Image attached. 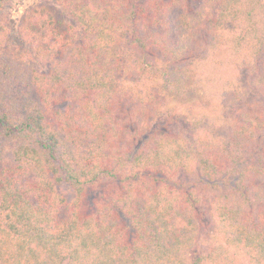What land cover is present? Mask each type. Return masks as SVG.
<instances>
[{
	"label": "trees",
	"instance_id": "obj_1",
	"mask_svg": "<svg viewBox=\"0 0 264 264\" xmlns=\"http://www.w3.org/2000/svg\"><path fill=\"white\" fill-rule=\"evenodd\" d=\"M58 1L74 22L31 7L28 50L0 19V264H264V0ZM233 56L261 102L192 142L162 94L212 87L203 63ZM240 87L221 91L229 107H249ZM187 174L232 183L212 239Z\"/></svg>",
	"mask_w": 264,
	"mask_h": 264
},
{
	"label": "rangeland",
	"instance_id": "obj_2",
	"mask_svg": "<svg viewBox=\"0 0 264 264\" xmlns=\"http://www.w3.org/2000/svg\"><path fill=\"white\" fill-rule=\"evenodd\" d=\"M47 5L54 12L56 18L63 23L66 20L74 22L72 17L69 15L67 7L61 4L58 0H3L0 6V19H4L3 22L7 24L9 31V40L15 44L20 45L23 49L28 50V41L24 38L27 31L21 29L22 20L31 7L35 5ZM224 52V51H223ZM229 51L225 49V53L219 55L220 58H228ZM164 63V62H163ZM206 64V65H205ZM203 65L207 66L211 72L219 71L216 80L211 83V86L206 87L200 82L198 77L190 80L188 86L184 91L180 92H163L164 97V108L163 113L168 111L181 113L183 116L182 121H188L185 123V133L192 142L195 141L196 136L199 134L202 137V133H205L209 123L215 125L214 131L221 135H227L231 125L238 120V116L243 111L248 109L256 112L254 108L259 106L261 91L258 90L250 80V68L243 63H240L235 56L228 60L224 64L214 62L213 59L208 58L206 63ZM210 72V73H211ZM149 76L153 80L154 87L161 88L160 84V71L154 69L149 71ZM234 79L240 84V88H243L247 93L245 95V105L248 108L240 106L241 108L229 107L226 101L221 96V91L225 90L224 86L229 80ZM227 90V89H226ZM253 103V105H252ZM190 124V126L188 125ZM211 131V129H210ZM199 141V140H198ZM197 141V142H198ZM264 142V135H259L256 144ZM185 181L189 186H194L198 189L200 196V203L198 205V217L201 224L203 235L206 238L209 236L212 239V232L216 226V212L212 207V201L218 199L220 193H228V187L232 184L227 181L218 183L206 184L195 177L187 174ZM64 194L70 198L72 189L67 186L59 187ZM108 190L105 186V182L98 184L96 188L90 190L88 197L86 198V205H94L96 199L100 197V194ZM217 202V201H216ZM204 243L200 244L199 250H206ZM192 255L196 256L197 248L191 251Z\"/></svg>",
	"mask_w": 264,
	"mask_h": 264
}]
</instances>
